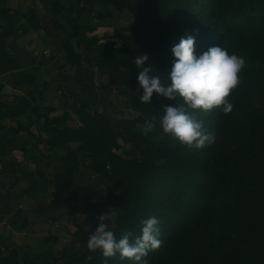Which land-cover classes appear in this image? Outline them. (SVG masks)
<instances>
[{"label": "trees", "instance_id": "trees-1", "mask_svg": "<svg viewBox=\"0 0 264 264\" xmlns=\"http://www.w3.org/2000/svg\"><path fill=\"white\" fill-rule=\"evenodd\" d=\"M52 1L54 12L60 14L63 8L59 0ZM181 1H195L202 11H206L207 16L202 19L209 27L207 36L197 30L193 15L180 6ZM111 3L122 9L118 0H111ZM133 12L134 21L129 33L121 36L120 47L114 42L100 44L98 62L109 73V83L98 92L101 96L106 95L108 87L138 88L140 69L136 68L135 56L141 53L149 54L155 71L167 81L175 42L188 35L195 36L197 42L201 35H205L206 41L212 45L223 43L230 52L242 55L246 60L240 74L242 83L230 97L233 111L223 114V118L217 121L204 120L206 127L216 138L220 135L223 140L230 141V145L249 144L264 137V0H138V8ZM72 30L71 36L78 37L80 29L72 27ZM64 47L70 62L77 64L73 43L66 41ZM76 78L81 90L73 95V111L79 117L80 126L66 125L68 114L48 123L52 139L83 143L78 149L67 147L66 166L57 173L58 185L64 186L66 181L73 180L78 170V151H83L93 158L92 169L102 175L103 181L124 183L121 193L109 190V196L99 202L101 208L116 212V219L110 220V227L117 237L126 231L139 235L141 222L157 216L162 245L149 252V262H169L198 254L209 244L211 225L217 215L230 202L246 197L245 188L237 182L241 174L231 169H214L207 162L179 157L180 153L175 149L164 154L156 148L160 143L156 137L135 129L138 119L112 120L101 110L93 114L87 112L82 99L95 101L98 97L94 74L79 72ZM142 92L140 89V94ZM137 99L144 110L159 113L163 112L165 105L175 106L182 102L179 98L169 100L155 93L150 104L142 103L139 97ZM123 142L131 143L140 156L122 158ZM184 146L187 145L179 144V147ZM160 152L163 154L158 155ZM157 159L163 160L158 163ZM261 199L263 203L260 205L249 204L256 209L251 213L247 227L238 234L225 232L220 246L226 245L230 237L250 241L253 250L257 251V261L264 264V197ZM99 215V212L86 215L88 231L81 236L82 244L95 231ZM85 252L68 253L69 258L63 264H77L79 261L84 264H132L130 260H121L119 255L105 258L100 251ZM0 264L28 262L15 249L3 256L0 248Z\"/></svg>", "mask_w": 264, "mask_h": 264}, {"label": "rangeland", "instance_id": "rangeland-1", "mask_svg": "<svg viewBox=\"0 0 264 264\" xmlns=\"http://www.w3.org/2000/svg\"><path fill=\"white\" fill-rule=\"evenodd\" d=\"M111 0H92V7L97 8L101 14L110 13L109 18L103 17L101 24L104 28L98 34L88 33L79 34L75 37L74 49L79 54L77 55V64H73L67 58V53L64 47V42L70 37L72 25L69 21L63 25L54 26L49 20L45 21L47 29L51 30V46L48 47L43 55L38 59L42 60L41 68L35 73L33 85L36 86L37 97L43 112L39 113V106L29 107L33 110L40 122L43 124H50L53 120L60 118L64 114H68L69 119L66 121L68 126H80L79 117L73 111L74 97L73 95L81 90V84L73 75L79 72L86 74L93 72L94 81L97 85L98 97L95 101L82 99V106L87 111L93 114L101 110L107 117L112 120L120 119H138L136 130L143 131L146 121L154 123V128L149 135L156 137L160 143L157 149L164 151L167 150L179 151V157L190 158L198 162H207L214 169L234 170L241 174L239 182L246 190L245 198L237 199L230 202L224 210L217 215L213 221L209 233V244L203 248L198 254L192 255L178 260H171L169 262L158 261L149 262V264H261L257 261V251L252 248L250 241L246 240H232L220 246L224 238L225 232L238 234L240 231L247 227L251 218V213L255 211V207L249 204H262V197H264V137L260 140L253 141L249 144H236L230 145V141H225L219 135L215 143L208 145L202 149H189L187 146L184 148L179 147V140L174 139L171 135L165 134L160 127V118L163 112L146 111L138 105L137 97H139L140 89L135 87H108L106 88L104 96L101 92V87L109 83V73L106 67L98 62L100 57V44L107 42H114L117 47L122 45L121 36L127 35L129 28L134 21V8H138V0H118L122 4L121 11H117L114 7L112 11L106 9V5ZM180 6L193 15L195 26L197 30L203 31L207 36L209 34V27L205 25L206 11L199 8L197 2L184 3L181 1ZM101 7V8H100ZM114 8V9H113ZM207 9V8H206ZM116 10V11H115ZM105 15V16H106ZM115 21V22H114ZM193 21V23H194ZM205 26V27H204ZM55 28V29H54ZM114 28V29H113ZM119 32V34H114ZM201 33V32H200ZM204 35V36H205ZM43 36V35H42ZM201 35L196 42L197 52L202 53L207 50L209 46H213L211 42L206 41V37ZM49 40L45 41L48 43ZM94 41L95 43H90ZM180 40L175 42V45ZM174 56L172 53V63ZM171 63V64H172ZM264 65V58L262 59ZM33 79L30 77L29 80ZM33 108V109H32ZM38 108V109H37ZM198 118L203 121L212 122L213 120H220L223 118V113L218 109H213L209 112H199ZM47 136V138L45 137ZM46 139L49 149L54 152L53 155L47 156L43 147ZM48 129L41 132L42 155H41V173L43 178H48L47 181L52 182L55 186L56 174L66 164V148L57 143H52ZM60 144V143H59ZM83 143L74 145L73 148L78 149ZM120 154L124 159H132L139 157L140 154L137 149L128 142L122 143ZM39 145V146H40ZM69 146V145H67ZM167 146H170L167 148ZM182 146V145H181ZM78 170L75 171L72 181H66L64 186H58L57 191L54 190L53 194H44L43 199L48 204H59L65 208V218H68L71 223L74 222V234L70 237L68 233L67 241L60 242L56 236V242H43L39 244L40 250L55 251L53 252V259L49 264H63L69 258L71 253H86L90 251L87 248V242L82 244V234L87 233L88 226L86 224V215L91 212H99L101 214L107 213L110 220L116 219V212L114 210L103 209L99 206V202L109 196V190L116 193H121L124 183L113 182L105 179L103 181L102 175L92 169L93 158L86 155L83 151H78ZM161 155L163 153H157ZM163 159H157L161 163ZM50 178V179H49ZM70 183V185H69ZM40 187L43 186V181L39 182ZM77 190H74L76 189ZM56 189V186H55ZM59 194V196L56 194ZM45 205V204H44ZM67 219V220H68ZM55 222L63 223L60 216L54 219ZM68 223V221H67ZM57 232L60 230L56 229ZM72 232V231H71ZM96 252V251H93ZM69 253V254H68ZM77 264H84L77 262Z\"/></svg>", "mask_w": 264, "mask_h": 264}, {"label": "crops", "instance_id": "crops-1", "mask_svg": "<svg viewBox=\"0 0 264 264\" xmlns=\"http://www.w3.org/2000/svg\"><path fill=\"white\" fill-rule=\"evenodd\" d=\"M59 3L63 9L57 14L52 0H0V248L3 256L11 249L17 250L21 257L27 258L28 264L51 263L55 251L40 250L39 244L56 242V236L61 243L66 242V235L70 233L73 237L75 233L74 222L64 217L67 207L47 204L42 196L52 195L59 185L57 174L55 189L51 180L48 182L41 173V132L48 129L50 142L57 143V147L73 148L79 144L52 139L51 128L38 118L43 108L33 83L42 65L39 56L52 47L51 37H47L51 30L45 21L49 20L55 27L69 21L80 29V34L84 30L98 34L105 28L100 25V18L110 14L93 10L92 0H59ZM103 3H108L106 9L112 11L114 7L121 11L111 1ZM71 33L66 41L74 45L75 37ZM30 77L33 79L29 80ZM36 106L40 107L38 115L29 108ZM43 141V147L47 146L45 155H53L46 139ZM57 216L63 219L62 224L54 221Z\"/></svg>", "mask_w": 264, "mask_h": 264}, {"label": "clouds", "instance_id": "clouds-1", "mask_svg": "<svg viewBox=\"0 0 264 264\" xmlns=\"http://www.w3.org/2000/svg\"><path fill=\"white\" fill-rule=\"evenodd\" d=\"M173 63L167 71V81L155 71L150 56L141 53L135 56L138 90L142 103L150 104L155 94L181 103L165 105L160 118V127L165 134L178 139L180 143L202 149L215 143V134L210 132L199 112L219 109L228 115L234 109L230 99L233 91L242 83L241 72L246 65L242 55L230 52L223 43L209 46L202 53L197 52L196 37H182L172 48ZM154 123L146 121L143 131L151 132ZM162 245L160 219L152 216L141 222L140 234L131 231L117 237L110 227L107 213L99 215V223L87 240L90 251H100L105 258L119 255L132 264H149V252Z\"/></svg>", "mask_w": 264, "mask_h": 264}]
</instances>
